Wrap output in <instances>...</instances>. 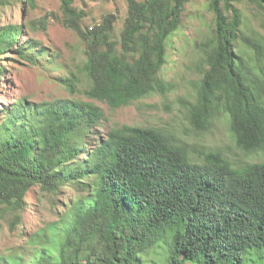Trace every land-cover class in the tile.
<instances>
[{"label":"trees","instance_id":"16d2710c","mask_svg":"<svg viewBox=\"0 0 264 264\" xmlns=\"http://www.w3.org/2000/svg\"><path fill=\"white\" fill-rule=\"evenodd\" d=\"M74 1L62 0L63 24L88 43L89 98L119 108L170 89L158 75L192 0H129L121 51L113 38L115 15L85 30ZM232 1L212 0L209 69L190 123L206 130L224 115L241 150L264 153V70L251 65L247 47H235L243 40L261 59L264 41L241 36L242 16ZM253 1L264 10V0ZM8 3L0 0V8ZM22 33L18 25L2 28L0 54ZM76 82L74 75L63 80L71 93ZM104 117L101 107L81 100L21 102L0 126L1 202L21 208L37 186L86 192L50 224L31 264H145L151 251L164 264H264V162L237 168L214 151L193 161L167 131L128 125L112 129L82 159L83 142ZM39 240L36 235L33 243ZM0 264L26 263L9 256Z\"/></svg>","mask_w":264,"mask_h":264},{"label":"rangeland","instance_id":"374dc122","mask_svg":"<svg viewBox=\"0 0 264 264\" xmlns=\"http://www.w3.org/2000/svg\"><path fill=\"white\" fill-rule=\"evenodd\" d=\"M211 3L212 0L189 2L179 30L168 41L167 63L158 78L169 84L170 89L164 93L157 91L128 106L112 108L107 102L86 95L93 86L83 69L88 60V43L63 24L62 0H9L0 8V30L18 25L23 33L13 47L0 54V126L21 102L81 100L98 105L105 114L101 127L93 128L90 140L83 142L82 159H87L89 150L99 145L112 129L128 125L167 131L186 145L193 161L202 160L207 152L214 151L237 168L264 162L263 152L247 153L237 146L226 116L215 117L206 130H196L190 123V109L197 103L200 84L209 69L207 57L212 49L209 41L214 38L216 19ZM231 4L242 16L241 36L264 41V10L253 0H233ZM221 6L231 19L232 10L226 8L224 1ZM74 7L85 15L81 20L85 30L115 15L113 38L121 51L129 0H75ZM235 47L236 50L247 47V55L253 60H249L251 65L264 70V57L260 59L250 45L239 40ZM73 75L77 79L76 93L63 84L64 79ZM70 186L54 193L34 187L21 208L0 201V259L19 256L24 263L31 264V256L43 247V236L50 224L86 193L80 187ZM36 235H40L37 244L33 243ZM144 259L145 264H164L155 251L148 252Z\"/></svg>","mask_w":264,"mask_h":264}]
</instances>
